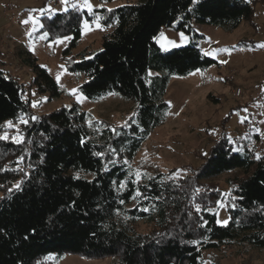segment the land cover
<instances>
[{
	"label": "trees",
	"instance_id": "16d2710c",
	"mask_svg": "<svg viewBox=\"0 0 264 264\" xmlns=\"http://www.w3.org/2000/svg\"><path fill=\"white\" fill-rule=\"evenodd\" d=\"M253 3L138 0L111 11L69 8L41 17L34 36L48 33L47 42L70 38L61 61L69 74L84 79L83 97L98 101L114 93L133 103L132 115L119 126L92 119L76 103L31 119L23 85L3 70L0 54V125L12 121L23 134L20 144L0 140V264H37L50 254L111 257L114 264H206L208 252L264 251V152L257 160L256 149L249 148L259 134L247 131L236 143L222 134L200 165L180 178L168 172L136 180L130 167L166 119L171 78L217 64L194 46L162 52L154 41L160 29L190 33L194 22L232 32L252 20ZM85 21L98 23L104 33L98 49L73 55ZM15 55L32 74L36 95L61 97L36 56L25 47ZM235 170L240 175L228 180L224 196L212 179ZM220 202L229 216L223 226L216 223Z\"/></svg>",
	"mask_w": 264,
	"mask_h": 264
},
{
	"label": "rangeland",
	"instance_id": "374dc122",
	"mask_svg": "<svg viewBox=\"0 0 264 264\" xmlns=\"http://www.w3.org/2000/svg\"><path fill=\"white\" fill-rule=\"evenodd\" d=\"M137 1L89 0L93 10L102 6L112 9L132 5ZM253 2L252 20L244 21L232 32L194 22L190 33L173 27L160 29L154 41L162 52L194 46L217 64L184 77L171 78L165 93L169 106L166 119L161 126L151 131L130 163L136 180L137 172L140 177L168 172H172L169 176L174 179L188 175L190 169L200 165L208 155L213 141L222 134L232 143L240 140L247 131L259 134V139L249 140V148H255L258 154L264 152V47H261L264 45V0ZM72 3L80 6L83 0H69V8ZM64 7L60 0H0V54L3 70L23 85L24 98L28 100L34 117L76 103L94 120L122 125L132 115L133 103L114 93L98 101L83 97L79 87L84 79L69 74L61 61L62 51L70 38L47 42L41 39L43 34L34 36L41 28V17L49 18L54 15L53 10L59 13ZM83 10L88 11L86 8ZM24 20L30 22L24 24ZM35 21H38V25ZM97 25L96 22L88 23L86 30L83 23L82 37L73 55L82 49H98L104 29ZM181 33H184L186 39L181 38ZM24 47L36 56L39 65L58 84L62 90L60 98L49 100L47 95L38 96L30 88L32 74L15 55L18 48ZM77 60L75 57L74 61ZM237 89H240L239 95ZM5 132L9 137L7 140H11V137L19 134V125L5 127L1 135ZM239 175L240 172L235 170L213 178L212 182L226 196L230 190L228 180ZM215 214L218 225L224 224L217 221H228L224 202L218 204ZM204 260L206 264H264V251L243 249L239 252L238 249H228L226 252L205 253ZM37 264H114V259H85L77 255L50 254Z\"/></svg>",
	"mask_w": 264,
	"mask_h": 264
},
{
	"label": "snow or ice",
	"instance_id": "6c2138e0",
	"mask_svg": "<svg viewBox=\"0 0 264 264\" xmlns=\"http://www.w3.org/2000/svg\"><path fill=\"white\" fill-rule=\"evenodd\" d=\"M60 2H61V4L65 5V7L63 8V11H65V12L68 11L69 10V0H60ZM194 2H196V0H194ZM70 7L72 9H76L78 11L86 8L89 13H91L93 11V6L89 2V0H83V4L80 5V6H78L76 3H72L70 5ZM108 11H111V9H108ZM53 14H55L54 10H53ZM29 22H30V20H24V21H22V23H24V24H28ZM34 23L38 25V21H35ZM84 27H85L86 30L88 29V23H87V21L84 22ZM97 27H99V25H97ZM28 35L31 36V33H28ZM180 35H181V38L182 39H186V37L184 36V33H181ZM47 36H48V33H44L41 36V39H47ZM58 42H62V41H58ZM169 43H173V42L170 41ZM261 47H264V45H261ZM218 51H227V50H218ZM206 54H208V53H206ZM57 79L59 80V77H57ZM35 106H36V104L34 102L33 103V107H35ZM245 111H246V109H245ZM20 119H21V122L22 123H25L26 124L28 122L26 120H23L22 117ZM31 119L35 120L37 118L36 117H32ZM13 126L14 125H13V122L12 121H7L5 125H0V128H5V127L6 128H12ZM124 126L127 127L128 125L125 124ZM7 139H9V137H8V135H7L6 132L4 133V135H0V140H7ZM11 140L13 142L17 143V144H20V143L23 142V134L22 133H19V134L13 136V137H11ZM112 151L114 152L115 150L113 149ZM95 154L98 155V156H102L103 155V153H95ZM255 158L257 160H259L261 157L259 156V154H257ZM178 171H182V170H178ZM136 176H137V180H138L140 178V173L137 172L136 173ZM19 187H20L19 184H17V185L14 186V188L17 189V190L19 189ZM8 191L11 192V191H13V189L10 188V189H8ZM136 195L137 196L141 195V193L139 192V190H137ZM121 203H123V201H121ZM221 206H223V205H221ZM195 210L197 212L201 211V208H200V205L199 204L195 205ZM217 222L218 223H223L224 225H227V223H228L227 220H225V221H217ZM193 243H198V241L197 242H193Z\"/></svg>",
	"mask_w": 264,
	"mask_h": 264
},
{
	"label": "built area",
	"instance_id": "2783aa9c",
	"mask_svg": "<svg viewBox=\"0 0 264 264\" xmlns=\"http://www.w3.org/2000/svg\"><path fill=\"white\" fill-rule=\"evenodd\" d=\"M239 93H240V89H237V95H239ZM263 133H264V131H263Z\"/></svg>",
	"mask_w": 264,
	"mask_h": 264
}]
</instances>
